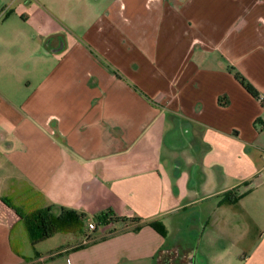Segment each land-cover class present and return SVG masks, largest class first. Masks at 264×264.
Instances as JSON below:
<instances>
[{"label":"crops","instance_id":"0c3cea01","mask_svg":"<svg viewBox=\"0 0 264 264\" xmlns=\"http://www.w3.org/2000/svg\"><path fill=\"white\" fill-rule=\"evenodd\" d=\"M69 1H24L30 32L0 38V264H209L208 227L220 264H264V0ZM49 206L141 221L24 257Z\"/></svg>","mask_w":264,"mask_h":264},{"label":"trees","instance_id":"16d2710c","mask_svg":"<svg viewBox=\"0 0 264 264\" xmlns=\"http://www.w3.org/2000/svg\"><path fill=\"white\" fill-rule=\"evenodd\" d=\"M235 78L249 94L252 96L257 95L253 87L242 76L236 73ZM224 200L233 202L236 198L226 195ZM22 219L32 246L53 237L55 234L83 235L85 239L88 238L83 229L87 228L89 221H86L85 214L74 210L49 206L31 212L23 216ZM93 219L95 228L99 225L108 226L111 228V231L128 225H134L141 221L132 211H127L122 216H119L112 209H106L94 215ZM149 225L161 236L164 237L166 235V228L162 223L153 221Z\"/></svg>","mask_w":264,"mask_h":264},{"label":"rangeland","instance_id":"374dc122","mask_svg":"<svg viewBox=\"0 0 264 264\" xmlns=\"http://www.w3.org/2000/svg\"><path fill=\"white\" fill-rule=\"evenodd\" d=\"M24 1H28V0H0V38L2 37H7L10 38L11 40H14L16 38L17 35V27L25 30L26 32H30V30L26 27L25 23V19L24 17H21L20 14H22L23 12L21 11V13H17L18 10L22 9L24 6ZM55 5L54 8L56 10H58V8L60 9L61 2L62 0H55ZM69 3H75V0H70ZM77 4V2H76ZM17 8V9H16ZM15 11L14 16H12L13 12ZM19 14V15H18ZM21 42L19 44L16 45H12L10 46V55L13 57H17V58H27L28 56L27 53L25 52L26 48H25V44L26 42L22 40H20ZM0 48L3 49L1 41H0ZM26 82V77L24 75H22L20 77V79H18V87H24ZM184 173V169L182 170V176L181 178L174 176L171 177L173 181H170V179L167 181L168 184V189H167V193L171 196H174L173 198L177 201V202H182L185 199V187H186V176ZM193 179L191 178V180L189 179V182H192ZM188 183V182H187ZM175 187L179 188V195L177 193H175ZM176 194V195H175ZM189 216V215H188ZM86 221L89 222H94V219L91 215H86ZM100 226V225H99ZM102 229L104 226H100ZM202 225H195L194 226V230L197 231V233L201 232ZM177 230V228H176ZM208 231L207 236H204V241L201 243L198 242L197 246H195L194 251H201V252H205L208 255L209 258V264H220L219 263V258L215 255L216 253L219 255V251L226 246V251H230L232 249L231 247V243H227L225 242L223 247H220V242H216V237L215 234L212 233L209 230V227L206 229ZM195 231V232H196ZM198 233V234H199ZM20 241L22 242V248H23V255L24 257H31L32 253H33V247L31 245V240L29 239V237L26 235V233L24 232V230L22 231L21 235H20ZM55 237H60V239H62V236L60 235H56ZM71 237V236H70ZM78 238L80 240H85V237H83V235L78 236ZM55 239V238H54ZM50 241L52 240H48V242H44L42 245H46V243H50ZM44 247V246H43ZM195 264H199V262L197 261V263Z\"/></svg>","mask_w":264,"mask_h":264},{"label":"built area","instance_id":"2783aa9c","mask_svg":"<svg viewBox=\"0 0 264 264\" xmlns=\"http://www.w3.org/2000/svg\"><path fill=\"white\" fill-rule=\"evenodd\" d=\"M258 100H259V102L264 103V99H263L262 96H259V97H258ZM263 156H264V155H263ZM94 229H95V224H94V222H88V224H87V230L92 231V230H94ZM86 240H89V237L86 238V239L83 240V241L86 242Z\"/></svg>","mask_w":264,"mask_h":264}]
</instances>
